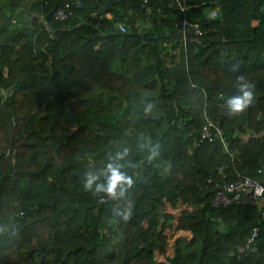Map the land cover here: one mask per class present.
Masks as SVG:
<instances>
[{
  "label": "trees",
  "instance_id": "1",
  "mask_svg": "<svg viewBox=\"0 0 264 264\" xmlns=\"http://www.w3.org/2000/svg\"><path fill=\"white\" fill-rule=\"evenodd\" d=\"M8 1L34 18L22 29L0 12V264H264L262 203L216 209L208 187L211 178L230 183L239 173L264 184V0H81L67 22L53 18L64 0ZM106 4L107 14L93 17ZM47 14L55 30L87 21L106 36L82 26L52 37L42 23ZM184 18L204 31L187 45L176 27ZM168 39L178 41L182 63L160 56ZM123 57L126 73L113 72ZM241 74L255 100L229 117L226 101L238 94ZM145 102L154 105L150 114ZM208 119L224 129L228 147H195ZM142 136L160 145L151 164ZM124 148L136 164L125 168L135 184L125 199L101 202L84 190L83 177ZM185 158L195 184H180ZM125 200L127 222L114 218ZM167 205L184 206L178 228L186 226L191 238L177 237L174 254L159 262L174 218Z\"/></svg>",
  "mask_w": 264,
  "mask_h": 264
},
{
  "label": "clouds",
  "instance_id": "2",
  "mask_svg": "<svg viewBox=\"0 0 264 264\" xmlns=\"http://www.w3.org/2000/svg\"><path fill=\"white\" fill-rule=\"evenodd\" d=\"M233 72L239 71V65H233ZM237 93L231 96L226 101L227 114L229 117H237L242 115L253 104L255 100L254 85L248 82L244 75H238ZM154 105L151 103H144L145 114H150L153 111ZM146 142L141 143L139 147L146 149V160L149 164L153 163L160 157V145L154 144L150 137H141ZM130 150L124 148L122 151H116L108 156L105 166L97 173L95 171H88L83 177V188L86 192L91 193L94 197L99 198L100 201L110 200L119 201L126 198L127 193L135 184L133 175H130L126 170L127 167H135L136 164L127 162L126 158L129 156ZM103 194V196H101ZM264 196V188H257L254 191V198ZM132 214L131 205H126L114 210V218L116 220H123L127 222ZM112 223V221H110ZM0 231H3L0 229ZM18 230L12 229L13 237L17 235Z\"/></svg>",
  "mask_w": 264,
  "mask_h": 264
},
{
  "label": "built area",
  "instance_id": "3",
  "mask_svg": "<svg viewBox=\"0 0 264 264\" xmlns=\"http://www.w3.org/2000/svg\"><path fill=\"white\" fill-rule=\"evenodd\" d=\"M81 5H83L81 0H64L55 6L53 18L59 22H67L75 16V7H79ZM217 16V11H214L211 14L212 18ZM176 27L178 33L181 35L183 45H187L188 37H190L191 34L197 38L202 36L204 33L199 23L193 22L188 18L179 20ZM118 29L125 32L127 28L124 23H119ZM217 141L223 143L225 147H228L224 129L220 125L208 119L203 125L200 131V136L194 145L195 147H199L203 143H213ZM220 170L222 171L223 169ZM260 172L261 170H259V173ZM209 185H214V195L212 199L213 207L216 209L228 208L235 203H240L245 200L253 201L259 204L262 203L263 209L261 210V222L264 223V196L254 198V191L257 188H264V184L258 179L250 175L239 173L237 180L234 182H220L211 178L208 181V187ZM106 201L107 200H103L101 202ZM259 232L260 227L256 226L253 229L245 247L249 248L256 241Z\"/></svg>",
  "mask_w": 264,
  "mask_h": 264
},
{
  "label": "rangeland",
  "instance_id": "4",
  "mask_svg": "<svg viewBox=\"0 0 264 264\" xmlns=\"http://www.w3.org/2000/svg\"><path fill=\"white\" fill-rule=\"evenodd\" d=\"M0 12L1 14L4 15L3 20L8 21L11 25L14 22L16 23L14 24L15 26L22 29L25 27L29 28L32 25L33 16H30V14L27 13L25 10L21 9L20 6L16 10H14L8 0H0ZM13 15L15 21L10 22V18ZM8 17L9 19L7 20ZM0 19L1 21H3L2 16H0ZM146 28L148 27L145 26V28L143 29ZM3 95H5V93H3ZM126 205H129L127 200L122 202V206H126ZM183 208L184 206H179L178 208H171L167 205L166 212L170 211V213L174 215V218L166 222V232L170 237V244L165 252L157 254V261L159 262L165 261L166 257L174 254V245L177 237L184 236L187 239L191 238V233L186 226L182 227L181 229L178 228L177 218L180 216L181 210Z\"/></svg>",
  "mask_w": 264,
  "mask_h": 264
},
{
  "label": "crops",
  "instance_id": "5",
  "mask_svg": "<svg viewBox=\"0 0 264 264\" xmlns=\"http://www.w3.org/2000/svg\"><path fill=\"white\" fill-rule=\"evenodd\" d=\"M25 2L27 4V6L30 7L31 5H33L34 0L33 1L32 0H26ZM34 9H37V8H34ZM37 12H39L38 9H37ZM108 17L111 18L112 17L111 14H108ZM33 18H34V16H33ZM151 19H152V16H149V18L146 21L143 20V22L141 24H139L140 27L145 28V26H146V27L150 28V26H151ZM153 39H155V38H153ZM177 42L178 41H176V40L168 39L162 45V47H164V48H163V51L161 52V55L160 56H162V57L165 56L166 58H168L169 60H168V62H166L168 64L169 63H172V65H173L177 61H179V62L182 63L183 54H182V50L178 48V43ZM193 43H196L197 44V41L193 40L192 41V44ZM169 56H171V57H169ZM124 59L125 58L123 57L122 59L117 60L113 64V72L118 73V74H125L126 73V71H127V67H126L127 64L126 63L127 62L125 63ZM170 60H172V62ZM114 84L115 83H113L112 86H114ZM118 86H120L119 85V82H118ZM116 88L114 90H116ZM127 94L128 93L125 91V95L124 96L127 97ZM127 101L128 100H125V104H127ZM195 101L196 100L193 99V102L194 103H195ZM179 166H180V173H179V175H180V179H181L180 180V184L181 185H191V184H195L197 182V178H196L195 173H194V164L192 162H190L188 159L185 158V159H182V160L179 161Z\"/></svg>",
  "mask_w": 264,
  "mask_h": 264
},
{
  "label": "water",
  "instance_id": "6",
  "mask_svg": "<svg viewBox=\"0 0 264 264\" xmlns=\"http://www.w3.org/2000/svg\"><path fill=\"white\" fill-rule=\"evenodd\" d=\"M111 6V4H106L104 6V8L102 9V11L100 13H94L93 14V17L97 18L99 16V14L101 15H105L107 14L108 12V9L109 7ZM50 21H51V14H47V16L42 19V23L44 24V26L46 27V29L52 34V37L54 34L57 33L58 30H69V31H73V30H76L82 26H93V28L97 31H99L101 33V36H106L100 29V24L98 23L97 25H92L91 23L87 22V21H83L77 25H72V26H69V27H61L60 29L58 30H55L53 29L52 25L50 24ZM27 34L28 35H31L32 34V31H27ZM97 37H89L88 39L90 40H94L96 39Z\"/></svg>",
  "mask_w": 264,
  "mask_h": 264
}]
</instances>
